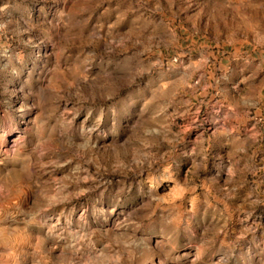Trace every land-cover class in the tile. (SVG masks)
Wrapping results in <instances>:
<instances>
[{
	"label": "rangeland",
	"instance_id": "1",
	"mask_svg": "<svg viewBox=\"0 0 264 264\" xmlns=\"http://www.w3.org/2000/svg\"><path fill=\"white\" fill-rule=\"evenodd\" d=\"M0 264H264V0H0Z\"/></svg>",
	"mask_w": 264,
	"mask_h": 264
},
{
	"label": "bare ground",
	"instance_id": "2",
	"mask_svg": "<svg viewBox=\"0 0 264 264\" xmlns=\"http://www.w3.org/2000/svg\"><path fill=\"white\" fill-rule=\"evenodd\" d=\"M88 255H89V254H88ZM88 255H87V256H88Z\"/></svg>",
	"mask_w": 264,
	"mask_h": 264
}]
</instances>
